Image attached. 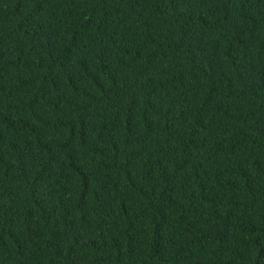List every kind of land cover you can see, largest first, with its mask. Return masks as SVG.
Returning <instances> with one entry per match:
<instances>
[{
  "label": "trees",
  "instance_id": "trees-1",
  "mask_svg": "<svg viewBox=\"0 0 264 264\" xmlns=\"http://www.w3.org/2000/svg\"><path fill=\"white\" fill-rule=\"evenodd\" d=\"M0 264H264V0H0Z\"/></svg>",
  "mask_w": 264,
  "mask_h": 264
}]
</instances>
